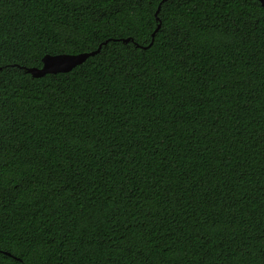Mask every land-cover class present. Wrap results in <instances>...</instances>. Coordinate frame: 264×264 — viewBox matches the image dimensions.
<instances>
[{"label":"trees","instance_id":"trees-1","mask_svg":"<svg viewBox=\"0 0 264 264\" xmlns=\"http://www.w3.org/2000/svg\"><path fill=\"white\" fill-rule=\"evenodd\" d=\"M0 264H264V6L0 0Z\"/></svg>","mask_w":264,"mask_h":264},{"label":"water","instance_id":"water-1","mask_svg":"<svg viewBox=\"0 0 264 264\" xmlns=\"http://www.w3.org/2000/svg\"><path fill=\"white\" fill-rule=\"evenodd\" d=\"M261 5L264 6V0H258ZM159 10V5L156 9V13ZM159 23L157 24L156 28L154 29L153 33L151 34L153 36L154 32L158 29ZM123 42L128 41V38L121 39ZM101 45H98V47L95 50L87 51V52H81L77 54H54L49 55L46 54L41 59V66L40 67H26L25 71L30 73L32 77H40L44 75L45 73H55V72H66L69 71L74 66L80 64L82 61H84L89 55H93L94 53L99 51Z\"/></svg>","mask_w":264,"mask_h":264}]
</instances>
